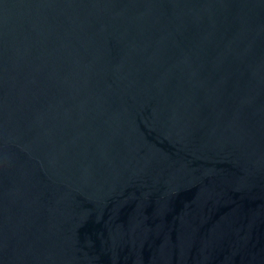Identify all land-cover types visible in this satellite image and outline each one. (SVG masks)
Returning a JSON list of instances; mask_svg holds the SVG:
<instances>
[{"label": "water", "instance_id": "obj_1", "mask_svg": "<svg viewBox=\"0 0 264 264\" xmlns=\"http://www.w3.org/2000/svg\"><path fill=\"white\" fill-rule=\"evenodd\" d=\"M0 264H264V0H0Z\"/></svg>", "mask_w": 264, "mask_h": 264}]
</instances>
